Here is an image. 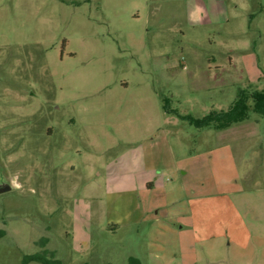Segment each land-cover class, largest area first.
<instances>
[{
  "label": "rangeland",
  "instance_id": "1",
  "mask_svg": "<svg viewBox=\"0 0 264 264\" xmlns=\"http://www.w3.org/2000/svg\"><path fill=\"white\" fill-rule=\"evenodd\" d=\"M262 89L264 0H0V264H180L181 231L264 221L253 99L196 126Z\"/></svg>",
  "mask_w": 264,
  "mask_h": 264
},
{
  "label": "crops",
  "instance_id": "2",
  "mask_svg": "<svg viewBox=\"0 0 264 264\" xmlns=\"http://www.w3.org/2000/svg\"><path fill=\"white\" fill-rule=\"evenodd\" d=\"M158 168L156 166L144 168V172L152 175V178L147 179L145 183L146 189H154L158 188L161 183V175L160 172L163 168ZM122 178H118L121 180ZM163 185V184H161ZM258 228L257 230L255 227ZM252 224L251 221H246L243 224V231L238 233L234 237H230V235L224 236V233L214 234V233H206L205 235L198 236L197 231L191 230H183L179 231L180 236L185 239L184 244L181 245L182 249V258L180 264H198L200 259L197 253L196 245L200 243V241L208 244H215V248L221 245V248L224 246L225 255L224 261L229 264H264V233H260L259 231L264 228V221L259 220L256 221L255 224ZM251 227V228H250ZM116 226L112 228V230L116 231ZM259 232V233H257ZM230 240V243H225L226 239ZM186 243V244H185ZM227 246V247H226ZM233 247L234 249H231ZM206 248V247H205ZM203 249L205 254V263L204 264H212L215 259H211L213 256H217V250L213 249L209 246L207 249ZM214 257V258H215ZM133 257H130V259ZM140 264V263H138Z\"/></svg>",
  "mask_w": 264,
  "mask_h": 264
},
{
  "label": "trees",
  "instance_id": "3",
  "mask_svg": "<svg viewBox=\"0 0 264 264\" xmlns=\"http://www.w3.org/2000/svg\"><path fill=\"white\" fill-rule=\"evenodd\" d=\"M250 98L253 99L252 108L255 113L261 114L264 116V89L262 90H254L251 94L242 91L240 98L234 102L231 107L222 112H212L210 115L204 117L201 121H198L196 124L197 127L205 128L215 126L219 129L229 127L232 123L241 122L249 118L250 105L248 104ZM165 110H168L167 105L165 106ZM190 119V118H188ZM191 122H194V118L190 119ZM32 259L36 261L42 260L39 256H32ZM135 261V259L131 258L130 261ZM129 261V262H130ZM45 263V261H42Z\"/></svg>",
  "mask_w": 264,
  "mask_h": 264
},
{
  "label": "water",
  "instance_id": "4",
  "mask_svg": "<svg viewBox=\"0 0 264 264\" xmlns=\"http://www.w3.org/2000/svg\"><path fill=\"white\" fill-rule=\"evenodd\" d=\"M12 188L11 184L0 185V193L6 192Z\"/></svg>",
  "mask_w": 264,
  "mask_h": 264
}]
</instances>
